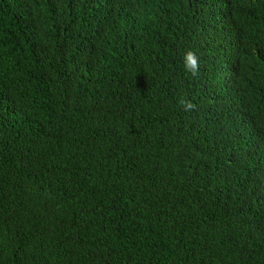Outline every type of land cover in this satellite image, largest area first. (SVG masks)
<instances>
[{"label":"trees","instance_id":"obj_1","mask_svg":"<svg viewBox=\"0 0 264 264\" xmlns=\"http://www.w3.org/2000/svg\"><path fill=\"white\" fill-rule=\"evenodd\" d=\"M0 264H264V0H0Z\"/></svg>","mask_w":264,"mask_h":264},{"label":"clouds","instance_id":"obj_2","mask_svg":"<svg viewBox=\"0 0 264 264\" xmlns=\"http://www.w3.org/2000/svg\"><path fill=\"white\" fill-rule=\"evenodd\" d=\"M184 71L190 74L193 78H196L200 74V57L197 53L191 49L187 50L182 57ZM180 105L185 111L195 109V105L185 98H181Z\"/></svg>","mask_w":264,"mask_h":264}]
</instances>
